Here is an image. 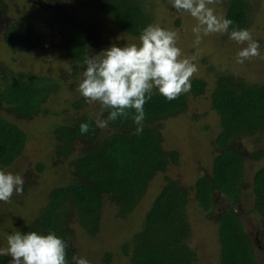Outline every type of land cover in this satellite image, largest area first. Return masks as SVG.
I'll use <instances>...</instances> for the list:
<instances>
[{
    "label": "trees",
    "instance_id": "1",
    "mask_svg": "<svg viewBox=\"0 0 264 264\" xmlns=\"http://www.w3.org/2000/svg\"><path fill=\"white\" fill-rule=\"evenodd\" d=\"M69 1H48L54 13L47 19V25L58 34L62 54L83 73L85 57L92 56L95 50L92 39L95 27L87 19L69 17L66 14ZM84 1L107 14L116 29L127 35L139 36L152 20L151 0ZM249 14L248 0H225L223 15L239 28L246 27ZM37 34L35 26L20 22L6 23L0 31L1 40L11 48L35 46ZM213 77L209 106L216 114L218 130L211 140L209 168L198 174L189 186L179 185L175 179L164 176L138 228L118 245L119 251L126 256V264H195L196 250L185 208L188 190L205 213L211 212L217 197L223 200L222 207L212 211L218 264H257L255 243L258 251L264 254V164L253 169L248 184L242 179L244 161L263 155L264 144L246 149L241 142L245 137H253L255 144L264 140V82L247 80L231 72L215 71ZM204 85L202 78L193 77L188 93L199 94ZM57 88L51 76L17 72L0 63V109L7 113L28 117L49 112L41 104ZM186 95L169 101L154 90L144 105L146 118L140 134H135L136 125L131 118L122 117L109 122L105 131L99 133L95 117L83 112L56 124L51 129L57 139L54 155H69L77 138L85 143L73 157L72 179L49 187L45 200L34 214L14 231L54 232L68 244L69 216L73 215L80 227L90 234L96 231L104 200L113 205L114 215L128 213L143 194L150 177L163 171L167 163L177 161L174 148L162 147L160 122L184 109ZM84 101L79 96L69 104L79 108ZM62 109H58L59 112ZM107 114L105 111V118ZM81 123L91 125L88 133L80 132ZM25 138L23 130L0 113V169L20 153ZM34 165L38 168L40 163ZM246 185L250 189L251 210L257 216L253 239L243 228L240 218L239 200ZM67 258L72 264L69 244ZM107 258L108 251H104L103 261ZM6 263L5 256H0V264Z\"/></svg>",
    "mask_w": 264,
    "mask_h": 264
},
{
    "label": "rangeland",
    "instance_id": "2",
    "mask_svg": "<svg viewBox=\"0 0 264 264\" xmlns=\"http://www.w3.org/2000/svg\"><path fill=\"white\" fill-rule=\"evenodd\" d=\"M48 1L0 0V31L6 23L20 22L35 26L38 32L37 43L30 48H11L0 37V63L17 72L51 76L58 84L57 90L48 94L41 104L47 107L49 112L18 117L0 109V113L17 124L26 137L20 153L1 168L21 175L24 185L22 193H14L9 202L0 201V247L6 246L7 235L13 233L19 224L34 214L37 206L45 200V193L49 187L72 179L73 157L83 149L85 143L77 138L69 155L56 156L54 147L57 139L51 134V129L63 120H71L82 112L96 117L99 110L98 103H90L85 98L79 108H73L69 104L70 100L81 96L78 85L83 73H79L76 64L74 63V66L62 54L58 45V34L47 25V19L54 13ZM224 2L225 0H218V3L210 7L215 9L217 15H223ZM248 2L250 14L244 29L250 30L253 39L259 42L260 55L241 64L237 63V53L246 44L236 43L230 39L229 33H214L207 36L201 34V43L196 45L194 43L196 36L192 32V28L197 24L194 18L186 12H177L170 0L150 1L152 13L150 24H158L178 32L177 46L181 48L184 56L194 57L198 71L193 77L202 78L205 85L199 94L187 93L186 104L181 112L161 120L162 147L174 148L177 151V161L167 163L163 171H157L150 177L143 194L128 213L124 216L114 215L113 205L104 200L96 231L90 234L80 227L73 215L69 216L68 227L71 233L68 235V244L72 256L84 257L90 264H126V256L119 251L118 245L138 228L142 214L164 182V176L175 179L179 185L189 186L198 174L209 168L211 140L218 130L216 114L209 106L213 73L231 72L247 80L264 82V0ZM67 8L66 14L69 17L87 19L95 27V35L92 38L95 48L93 55L99 54L111 45L122 47L138 42L139 36L127 35L116 29L107 14L91 8L84 0H70ZM60 108H63L62 112H59ZM104 131L105 129H100L99 133ZM241 140L246 149L264 144L263 139L255 144L253 137ZM35 162L40 163L38 168H35ZM261 164H264V154L257 159H246L243 164V182L248 184L251 172ZM222 201L217 197L211 212L205 213L192 198L191 190H188L185 208L191 226V241L196 250L195 264H218L216 224L212 211L214 208H221ZM239 208L242 226L253 239L257 216L251 210L248 185L242 189ZM254 248L257 264H264V254L258 251L256 243ZM104 251H108L105 262ZM5 258L6 264H10V257Z\"/></svg>",
    "mask_w": 264,
    "mask_h": 264
},
{
    "label": "clouds",
    "instance_id": "3",
    "mask_svg": "<svg viewBox=\"0 0 264 264\" xmlns=\"http://www.w3.org/2000/svg\"><path fill=\"white\" fill-rule=\"evenodd\" d=\"M170 3L177 12H186L197 21L192 28L196 45L201 43V34L229 33L236 43L246 44L237 53V63L260 55L259 42L253 39L250 30L239 28L210 7L218 0H170ZM177 40V31L150 24L141 31L137 43L111 45L97 55L85 57L86 70L78 91L88 102L100 105L95 117L97 128H107L118 117L131 118L136 125L135 134H140L146 118L144 105L154 90L169 101L191 90L198 67L194 57L183 55ZM90 127L89 123H81L79 129L86 134ZM23 185L21 175L0 169V201L9 202L14 193H22ZM67 248V242L54 232L16 230L7 235L0 256L10 257V264H69ZM71 261L90 264L88 259L76 255Z\"/></svg>",
    "mask_w": 264,
    "mask_h": 264
}]
</instances>
